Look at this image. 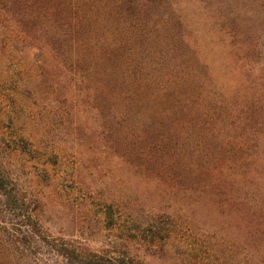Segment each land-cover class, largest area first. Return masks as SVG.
I'll list each match as a JSON object with an SVG mask.
<instances>
[{"label":"trees","instance_id":"16d2710c","mask_svg":"<svg viewBox=\"0 0 264 264\" xmlns=\"http://www.w3.org/2000/svg\"><path fill=\"white\" fill-rule=\"evenodd\" d=\"M0 34L59 125L4 113L0 264H264V0H0Z\"/></svg>","mask_w":264,"mask_h":264},{"label":"rangeland","instance_id":"374dc122","mask_svg":"<svg viewBox=\"0 0 264 264\" xmlns=\"http://www.w3.org/2000/svg\"><path fill=\"white\" fill-rule=\"evenodd\" d=\"M10 40L13 39H6L0 34V43L3 47L0 50V133L5 131L9 125V120L4 116V113L11 109L14 113L10 115V117L13 116L12 121L16 117L23 118L31 125H36V131L50 135L57 131L59 125L55 120H52L50 107L47 106V99L39 93L40 91L23 86L21 83L22 81L31 80L34 75L29 68L31 55H26L28 59L26 63L18 62L19 56L15 54H13V57L9 54L4 55L10 49ZM20 92H23V94H20ZM61 147L64 156L60 157L59 168L70 172L77 163H80V155L72 144L62 145ZM81 153L86 157V162L83 164L84 173L81 178L87 181V178L98 179L102 177L105 172L94 167L97 164L91 158L93 151L83 148ZM118 187H123V183L119 182ZM59 216L61 230L71 233L75 241L85 243L89 238L98 237L97 231L101 223L97 221L95 226L96 220L93 216L88 218L84 213H80L76 216L78 218L74 219L69 209L60 212ZM103 233L107 234L106 232Z\"/></svg>","mask_w":264,"mask_h":264}]
</instances>
